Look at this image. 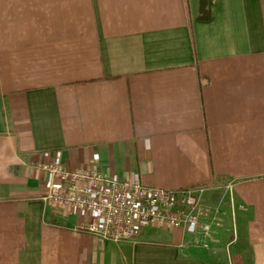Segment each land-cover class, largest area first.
I'll return each mask as SVG.
<instances>
[{
  "label": "crops",
  "instance_id": "1",
  "mask_svg": "<svg viewBox=\"0 0 264 264\" xmlns=\"http://www.w3.org/2000/svg\"><path fill=\"white\" fill-rule=\"evenodd\" d=\"M205 2L0 0V264H264V0ZM49 163L217 186L208 228L99 241Z\"/></svg>",
  "mask_w": 264,
  "mask_h": 264
},
{
  "label": "built area",
  "instance_id": "2",
  "mask_svg": "<svg viewBox=\"0 0 264 264\" xmlns=\"http://www.w3.org/2000/svg\"><path fill=\"white\" fill-rule=\"evenodd\" d=\"M43 169L50 174L43 196L45 204H65L71 212L89 210L93 220L83 228L99 241L132 240L146 225L205 232L208 228L209 208L203 197L217 186L162 188L109 177L93 168L70 169L59 163L45 164ZM230 187L229 183L223 186Z\"/></svg>",
  "mask_w": 264,
  "mask_h": 264
},
{
  "label": "trees",
  "instance_id": "3",
  "mask_svg": "<svg viewBox=\"0 0 264 264\" xmlns=\"http://www.w3.org/2000/svg\"><path fill=\"white\" fill-rule=\"evenodd\" d=\"M209 17V10L206 7L205 0H200V7H199V19H208Z\"/></svg>",
  "mask_w": 264,
  "mask_h": 264
}]
</instances>
